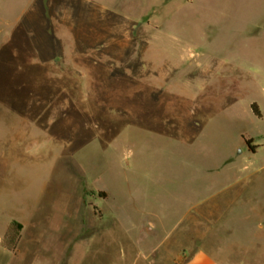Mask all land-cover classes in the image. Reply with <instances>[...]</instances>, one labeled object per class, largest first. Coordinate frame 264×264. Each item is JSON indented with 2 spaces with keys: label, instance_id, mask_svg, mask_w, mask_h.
<instances>
[{
  "label": "rangeland",
  "instance_id": "1",
  "mask_svg": "<svg viewBox=\"0 0 264 264\" xmlns=\"http://www.w3.org/2000/svg\"><path fill=\"white\" fill-rule=\"evenodd\" d=\"M263 97L264 0H0V264H171L210 222L244 235Z\"/></svg>",
  "mask_w": 264,
  "mask_h": 264
},
{
  "label": "crops",
  "instance_id": "2",
  "mask_svg": "<svg viewBox=\"0 0 264 264\" xmlns=\"http://www.w3.org/2000/svg\"><path fill=\"white\" fill-rule=\"evenodd\" d=\"M253 103L259 106L262 117H256L251 110L252 114L264 121V97L261 101L252 102L250 108ZM250 139L254 145V138L250 136H245L244 142ZM247 160L254 164L249 166V163H246L239 166L238 170L239 230L241 232L242 229L244 235L239 233L236 238L224 235L219 240L214 235L215 224L210 222L206 225L204 238L199 236L195 243H190L184 249L181 243L175 244L168 253H162L163 257H173L171 264H264V201L257 198L258 192L264 187V155H260L256 149L255 152L250 151ZM199 223L202 224L199 221L194 224ZM17 249L18 245L15 251H10L15 258L20 255ZM183 252L185 256L182 258Z\"/></svg>",
  "mask_w": 264,
  "mask_h": 264
},
{
  "label": "trees",
  "instance_id": "3",
  "mask_svg": "<svg viewBox=\"0 0 264 264\" xmlns=\"http://www.w3.org/2000/svg\"><path fill=\"white\" fill-rule=\"evenodd\" d=\"M251 110L253 112V114L258 117V118H261L262 117V113L259 109V106L256 104V103H253L251 105ZM246 144L247 146L249 147V150L252 151V152H255L257 147L256 145H253V140L250 139V140H246ZM9 235L12 234V241L14 243V245L10 248L12 251H15L16 248H17V245H18V242L20 240V237H21V231H22V225L18 222H13L10 226V229H9Z\"/></svg>",
  "mask_w": 264,
  "mask_h": 264
}]
</instances>
